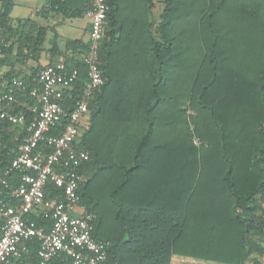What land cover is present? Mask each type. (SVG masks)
I'll return each instance as SVG.
<instances>
[{"label": "trees", "instance_id": "obj_1", "mask_svg": "<svg viewBox=\"0 0 264 264\" xmlns=\"http://www.w3.org/2000/svg\"><path fill=\"white\" fill-rule=\"evenodd\" d=\"M105 1L109 11L98 61L104 85L90 102L89 125L79 138L86 161L77 169L78 196L93 217V238L109 243L110 264H170L173 255L243 264L245 227L237 241L212 224L197 237L187 215L199 185L220 186L226 215L264 193V0H161L158 18L153 0ZM13 2L0 0V69L15 45L24 59L39 55L47 31L30 20L12 27ZM44 2L41 16L74 19L88 10L84 0ZM57 37L53 32L51 54L58 51ZM86 51V43L68 41L63 60L72 64ZM75 67L78 81L64 96L67 114L86 82L85 67L79 62ZM35 75L4 74L0 91L11 78H21L29 90ZM33 102L27 94L17 96L13 112L29 119ZM135 124L146 126V132L133 166L125 167L117 153ZM24 134L23 127L0 120V174L10 167ZM235 170L254 172L257 182L248 189L237 186ZM18 177L10 174V187ZM182 189L188 209L185 203L181 209ZM47 194L53 200L61 190L49 186ZM47 213L31 217L45 230L51 225ZM263 227L261 218L258 231ZM37 249L34 240L23 264H38Z\"/></svg>", "mask_w": 264, "mask_h": 264}, {"label": "built area", "instance_id": "obj_2", "mask_svg": "<svg viewBox=\"0 0 264 264\" xmlns=\"http://www.w3.org/2000/svg\"><path fill=\"white\" fill-rule=\"evenodd\" d=\"M90 19L87 51L72 64L64 60L47 64L27 89L21 78L1 83L0 120L25 130L10 167L0 174V264H23L30 258V247L38 243V264L54 259L71 264H110V245L93 238L92 215L80 204L78 189L82 181L77 169L86 161L79 148L84 121L95 93L104 85L98 66L99 46L105 37L109 11L105 0H84ZM85 67L86 82L80 99L70 114L64 110V96L78 81L77 63ZM27 94L34 102L28 115L13 112L17 96ZM66 121L63 131L58 128ZM198 144L197 140H194ZM19 174L10 187V174ZM49 186L61 190L49 200ZM51 225L45 230L31 217L46 216ZM264 224V214L262 216ZM264 234V227H263Z\"/></svg>", "mask_w": 264, "mask_h": 264}, {"label": "crops", "instance_id": "obj_3", "mask_svg": "<svg viewBox=\"0 0 264 264\" xmlns=\"http://www.w3.org/2000/svg\"><path fill=\"white\" fill-rule=\"evenodd\" d=\"M41 3H36L33 5V0H14L13 9L14 12L17 4L21 6L30 7L26 17H18L16 19L11 17L10 14V24L12 27L20 26L25 20H30L40 27L47 29L45 34V39L41 52L37 56H29V58H22L19 56L21 53L15 45L12 53L8 56L5 65L0 69V77L4 74L10 73L12 75H17L18 77H23L33 72L37 73L47 64L56 63L66 58L65 48L66 42L68 41H81L86 43L88 41V34L90 31V19L87 15V11L80 18L74 19H64L59 14H49L46 16H41L40 13L45 7L44 0ZM155 1L153 3L155 5ZM161 0H159L160 2ZM161 4V2H160ZM156 6L153 9L155 11ZM155 16V15H154ZM21 31V29H20ZM53 32L58 35L56 40V45L58 51L54 54L50 53L51 39L53 37ZM21 55V54H20ZM12 79V78H11ZM22 107L23 104H22ZM13 109V108H12ZM89 125V116L87 115L83 128H87ZM20 127V126H18ZM11 127H9L10 130ZM21 128V127H20ZM7 130V132H9ZM17 130V129H16ZM15 129L11 132V139L14 140L17 137V131ZM85 130V129H84ZM83 131V129H82ZM146 132V126L143 125H132L125 133V138L127 139V144L120 146L117 153V160L119 165H124L125 167H132L134 163V150L141 142ZM171 158V156H170ZM235 181L237 186L245 185V188L253 186L257 182V175L249 170H235ZM240 186V187H242ZM242 189V188H241ZM171 190V188H170ZM242 191H247L242 189ZM187 194H184L182 189L181 195V209H188L189 203L187 200ZM232 204V203H231ZM242 205V204H240ZM169 206V207H168ZM168 209L169 212L172 211L171 203L169 201ZM232 206V205H231ZM243 206V205H242ZM191 215H187V219L191 218V225L196 229V236L199 237L204 232L205 225H216L220 227L219 233H225L226 236L231 235V241H237L238 236L242 232L243 227H245L244 242L246 244V256L243 259V264H264V234L258 231V226L260 224L261 218L264 214V193L258 192L251 200L248 201L247 205L244 207H238L236 214L228 212V216L223 213L227 211L228 204L225 205L222 199L221 188L219 185L213 186L212 188L204 187V185H199L195 192V195L190 204ZM230 209V206H229ZM237 215V216H236ZM231 216V217H230ZM230 221L228 222V218ZM237 220V221H236ZM187 227V223H186ZM230 230V233H229ZM188 232L189 229L185 230V240L188 243ZM233 234V235H232ZM229 241V239H226ZM187 248V246H186ZM170 264H222L219 262L204 261L201 259L193 257H185L183 255H173L170 260Z\"/></svg>", "mask_w": 264, "mask_h": 264}, {"label": "rangeland", "instance_id": "obj_4", "mask_svg": "<svg viewBox=\"0 0 264 264\" xmlns=\"http://www.w3.org/2000/svg\"><path fill=\"white\" fill-rule=\"evenodd\" d=\"M17 1H19V0H17ZM37 2L41 3L42 1L41 0H33V5H35ZM155 6H156V9L153 13H154L155 17L158 18V14L161 10V4H160L159 0L155 1ZM29 9H30V7H28V6H21L20 4H17L14 12L11 13V17L14 19H16L18 17H26Z\"/></svg>", "mask_w": 264, "mask_h": 264}]
</instances>
